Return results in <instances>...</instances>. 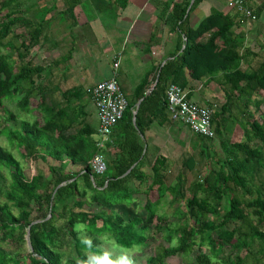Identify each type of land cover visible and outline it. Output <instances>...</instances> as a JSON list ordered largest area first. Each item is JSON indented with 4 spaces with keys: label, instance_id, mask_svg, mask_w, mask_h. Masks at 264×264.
Masks as SVG:
<instances>
[{
    "label": "trees",
    "instance_id": "1",
    "mask_svg": "<svg viewBox=\"0 0 264 264\" xmlns=\"http://www.w3.org/2000/svg\"><path fill=\"white\" fill-rule=\"evenodd\" d=\"M201 1L179 0L170 9L162 7L161 17L176 34L174 51L153 72L155 83L147 96L150 86L144 82L129 96L121 91L126 108L105 144L106 170L100 176L88 164L96 152V128L81 118L91 88L60 92L45 77L69 62L84 31L75 30V8L87 26L96 16L123 8L125 1H0V138L10 148L0 145V170L8 177L7 185L0 184V264H72L55 249L65 241L81 264H94L87 251L110 260L98 249L102 241L123 249L150 247L145 264H264V192L253 185L264 172V115L258 120L249 110L253 105L257 111L264 101L252 100L264 94V57L257 67L243 68L247 50H241L242 37L230 30L231 16L212 12L191 29L188 14ZM34 49L56 51L57 56L47 64L34 63ZM214 77L222 93L211 116L214 137H191L200 168L193 155L180 158L169 186L168 161L156 155L147 163L146 175L144 133L153 122L173 123L166 113V87L184 89L189 81ZM57 92L61 103L53 98ZM12 104L17 114L6 107ZM22 114L33 115L32 121ZM240 122L243 140H220L222 157L212 163L210 144ZM28 160H49L48 175L33 170L27 176L20 161ZM184 171L196 172L189 183ZM223 196L227 207L220 212ZM84 205L99 211L84 210ZM27 227L31 251L24 252ZM155 237L160 242L150 246ZM2 244L12 248L4 250Z\"/></svg>",
    "mask_w": 264,
    "mask_h": 264
},
{
    "label": "crops",
    "instance_id": "2",
    "mask_svg": "<svg viewBox=\"0 0 264 264\" xmlns=\"http://www.w3.org/2000/svg\"><path fill=\"white\" fill-rule=\"evenodd\" d=\"M124 1L123 8L96 16L87 26L84 25L86 22L84 14L79 8H75L77 10V12L74 11L77 23L75 30L84 29L79 33V41L76 45L83 43L85 45L83 48L76 47L66 65L53 69L52 78L46 81L47 85L60 87L63 89L62 91L81 88L87 92L95 83L114 76L121 91L128 96L143 82L152 89L155 83V81L151 83L153 72L158 64L162 65L172 55L176 40V34L169 29L164 18L161 17V9L165 5L170 9L171 5L179 0ZM230 1L232 0H202L189 12L188 25L191 29H195L200 21L212 12H220L233 17V25L230 30L242 37L241 50H247L246 60L242 66L243 68L246 66L257 67L264 57V0H247L245 3L251 12L257 13L253 20H248L235 9L229 8L227 4ZM191 3L192 0L189 4ZM78 14L81 17H78ZM82 25L84 26L82 27ZM77 51H81L79 59L76 58ZM88 56H93L89 62H95L96 68L100 65V60L104 59L111 61V67H107L105 71L97 69L98 77L92 79L86 72V59L84 58ZM113 64H116V67H113ZM216 79L214 77L199 82L189 81L182 90L191 102L211 107L214 110V107L222 102V93L215 82ZM62 91L60 90V92ZM53 98L55 102L61 103L59 92L55 93ZM81 118L84 124L97 128L91 97L84 106ZM170 127L176 130V134L184 135L186 133L189 138L192 137V133L180 123L159 125L153 122L144 133L146 165L156 155L167 158L166 146L173 145L172 138L169 137V134H172L169 132ZM71 169L73 168L71 167Z\"/></svg>",
    "mask_w": 264,
    "mask_h": 264
},
{
    "label": "rangeland",
    "instance_id": "3",
    "mask_svg": "<svg viewBox=\"0 0 264 264\" xmlns=\"http://www.w3.org/2000/svg\"><path fill=\"white\" fill-rule=\"evenodd\" d=\"M1 1V0H0ZM38 2L40 0H28L27 3H33V2ZM75 12H77V10H75ZM4 14V12H0V17ZM78 14V17H81V15ZM20 30H16V32H19ZM84 43L79 45L77 44L76 47L79 48H83L84 47ZM31 56L33 57V62L34 63H43V64H47L49 62V60L51 58H55L57 56V52H51V53H46V52H42L40 49H34L33 51H31ZM81 53V51H77V55L76 58H80L78 57L79 54ZM85 63H86V72L89 73V77H91L92 79L98 77V70L97 69H104V71L108 68L111 67V61L109 59H104V60H100V65H98V67L96 68V63L91 61L89 62L91 59H93V56H88L86 58ZM52 78V75L49 76L48 78L45 77V79H50ZM43 83V82H42ZM62 91L63 89L59 87V91ZM260 95H258L257 97H253L252 100H256L259 98H264V94L262 92H259ZM264 100V99H263ZM36 101L32 102V106L35 105ZM216 103V102H215ZM11 112H13L14 114H17L14 105H7L6 106ZM216 107H214L215 109ZM250 112L253 114V117L259 120V116L260 115H264V101L262 102V104L259 106L258 110L255 111L254 110V106L251 105L249 107ZM25 114H22L21 116H23L25 119H27L29 122L32 121L33 119V115H31L30 117H25ZM37 113L34 114V116H36ZM96 117V114H95ZM97 120V119H96ZM180 129V128H179ZM243 126L242 123H236L233 124L231 126H229V128L225 129L222 131L220 138H216L213 140V142L210 144V146L208 147V154H209V158L210 161L213 163V161H215L216 159H219L222 157L221 155V151L219 148V141L220 140H227L229 142H238V141H242L243 140V132H242ZM169 132L172 134H169V137L172 138L170 141L171 143H173V145L170 147L167 145L166 146V151H167V161H168V166H167V175H166V184L169 186H172L175 182V175L178 171L179 168V162H180V158L183 157H187L189 155H193L195 160L197 161L196 167L200 168L201 163L198 161V156H197V148H196V144L193 143V139L189 138V135H187L186 133L184 135H179V133L176 134V130L173 127L169 128ZM147 137V136H146ZM93 139H96V135L92 136ZM0 145L2 147H5L6 149H10L6 140L3 138H0ZM166 145V144H165ZM170 150V151H169ZM12 155L16 156L17 155L14 153V151H12ZM103 155H106L104 153V150L102 151ZM18 160V158H17ZM48 162H42L40 160H28V161H20L22 164V168L25 172V174L27 176H30L32 174L33 170H37L40 173L44 174V175H48L47 172V165H49V163H51L49 160H47ZM68 170H74L71 169V167H68ZM66 170V171H68ZM143 171L145 172L146 175L149 176V169H148V164L146 165L145 168H143ZM196 173V172H195ZM193 173H189L187 171H184V175H185V180L187 183H189L192 180V176L195 174ZM148 183V179L146 180ZM0 184L1 185H7L8 184V177L6 174L5 170H0ZM144 184V185H145ZM136 185V184H135ZM134 183L133 186L135 187ZM144 185H142L140 188H144ZM253 185L256 188H259V186H262L263 192H264V172L262 171L261 173L257 174V176L254 178L253 180ZM133 187V188H134ZM245 197L247 198L248 196L245 195ZM168 198V197H167ZM227 207V198L225 196H223L222 200H221V206L219 211L221 212L223 209H226ZM84 210L87 211H93L94 213H97L99 211L98 207L96 206H88V205H84L83 206ZM12 212L15 213V210L12 208ZM151 228V227H149ZM153 237V236H152ZM160 242V238L159 237H155L154 241L150 244V246H155ZM2 248L4 250H9L10 246H6L4 244H2ZM21 249L25 252L27 250L25 244L21 247ZM58 252L62 253V259L63 260H67L70 259L72 260V264H81L77 258H75V255L73 253V250L70 246V244L68 242H64V243H59L56 248H55ZM99 251H101L102 253H104L105 255H107L110 260H105L102 257L90 253V252H85L86 256L89 258V260H91L92 262H94V264H123V261L125 260H130L132 261V264H145V260L148 256L151 255V248H138V247H133L132 249H123V248H119L117 247L112 241H102L100 243V245L98 246ZM168 261L173 262L175 261L172 259H169ZM19 264H25V262L21 261Z\"/></svg>",
    "mask_w": 264,
    "mask_h": 264
},
{
    "label": "built area",
    "instance_id": "4",
    "mask_svg": "<svg viewBox=\"0 0 264 264\" xmlns=\"http://www.w3.org/2000/svg\"><path fill=\"white\" fill-rule=\"evenodd\" d=\"M247 0H232L227 5L235 9L248 20H253L250 9L245 3ZM116 67V64H113ZM91 102L97 119L96 152L88 162L95 175H102L106 170L102 151L110 141L112 127L120 120L126 108V100L114 76L95 83L90 89ZM166 113L171 122L185 126L190 133L205 138H213L211 126L213 108L200 106L186 98V93L176 85L170 84L165 89Z\"/></svg>",
    "mask_w": 264,
    "mask_h": 264
},
{
    "label": "water",
    "instance_id": "5",
    "mask_svg": "<svg viewBox=\"0 0 264 264\" xmlns=\"http://www.w3.org/2000/svg\"><path fill=\"white\" fill-rule=\"evenodd\" d=\"M150 91H151V88H148V89L146 90V92L144 93V96H147V95L150 93ZM140 102H141V99L138 100V101L135 103V105H134V111H133V113H132V115H133V117H132V124H133V125H134V115H135V113H136V111H137V109H138V107H139ZM132 167H133V166H132ZM128 172H129V170H127V171H126L121 177L125 176ZM37 222H39V221H38V220L33 221V222L30 223V225L35 224V223H37ZM28 233H29V231H28V227H27L26 230H25L24 238H23V239H24V244H25L26 248H27L29 251H31V247H30L29 239H28Z\"/></svg>",
    "mask_w": 264,
    "mask_h": 264
},
{
    "label": "clouds",
    "instance_id": "6",
    "mask_svg": "<svg viewBox=\"0 0 264 264\" xmlns=\"http://www.w3.org/2000/svg\"><path fill=\"white\" fill-rule=\"evenodd\" d=\"M109 264H110V262H109ZM123 264H132V261H130V260H125V261H123Z\"/></svg>",
    "mask_w": 264,
    "mask_h": 264
}]
</instances>
